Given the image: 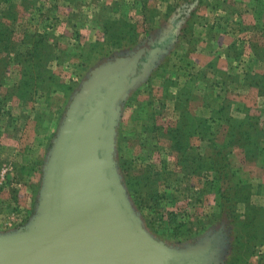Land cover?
Wrapping results in <instances>:
<instances>
[{"label":"rangeland","instance_id":"374dc122","mask_svg":"<svg viewBox=\"0 0 264 264\" xmlns=\"http://www.w3.org/2000/svg\"><path fill=\"white\" fill-rule=\"evenodd\" d=\"M179 2L180 0H149L148 7L155 10L151 17L149 14L144 16L136 0L0 2V17L9 14L3 20L6 48L0 54V101H6L4 108L1 109L3 113L0 112V216L7 218L8 222L22 217L24 222L5 224L0 232L26 226L34 216L50 156L84 85L109 60L145 51L153 55L151 60L154 66L149 78L124 102L123 113L117 127L115 155L117 168L131 202L151 234L165 242L167 246L182 248L184 244L198 242L203 244L207 238L211 241L212 233H215L220 239L217 242L220 250L214 264H227L232 241L230 230L225 224L216 223L200 234L198 232L202 230V226L193 224V237L189 240H165L155 234L153 227L150 226V217H153L150 210L148 208L141 210L136 205L122 173L123 161L124 167L137 173L146 162L152 164L154 162V165L161 169L162 162L166 159L162 155L160 157L154 155L146 160L148 156L144 153L147 149L135 140L137 136L132 135V132L138 131L139 125L133 120L135 108H131L129 104L133 95L143 87L135 96L134 103L153 100L163 105L160 101L162 96L160 90L162 80L158 76L160 69L163 68L159 75L162 72L165 74L167 69L178 65L175 64L178 55L186 56L193 49L191 29L195 27L193 25L198 15L193 19L183 15V4L179 5ZM191 9L193 11V5L186 11L191 14ZM10 11L13 13L10 14ZM113 21L116 23L115 36L110 38L108 34L109 37H104L106 24ZM125 23L135 26V34L139 36L135 43H130L129 34L124 31V28L129 26L124 25ZM39 35H45L49 40L48 47L44 50L53 59H44L45 61L35 65L34 75L41 76L35 81V91L29 92V95L22 94L20 91L22 76L26 67L30 65V56L34 55L31 45ZM119 36H125L123 46L116 44ZM50 84H53L52 89H48ZM60 85L69 88L61 91ZM163 113L159 117L167 114ZM163 121L168 124L167 120ZM259 137L263 138V133L259 132ZM193 143L194 146L198 145ZM167 148H169L167 143H162L159 151ZM14 149H17V152L13 151ZM232 159L237 167H246L245 175L255 185L262 181L264 183V169L250 167L255 163L251 155L235 152ZM172 174L170 181L159 184V191L164 196L161 202L162 213L165 215L169 211L179 212L183 221L185 219L190 223L199 221L207 223L206 219L215 210V195L207 191L200 198L202 201L198 202L200 194L194 190L200 188L201 179L184 177V174ZM253 194L254 204L263 202V195H259L257 189ZM186 195L191 198V203L187 204L184 201ZM140 200L142 204H147L143 198ZM240 212H244L243 205L240 206ZM157 227L159 226H155L156 229ZM202 239L205 240L202 242ZM258 249L250 258L249 262L252 264H264V245Z\"/></svg>","mask_w":264,"mask_h":264},{"label":"water","instance_id":"95a60500","mask_svg":"<svg viewBox=\"0 0 264 264\" xmlns=\"http://www.w3.org/2000/svg\"><path fill=\"white\" fill-rule=\"evenodd\" d=\"M146 54L109 60L84 85L50 156L34 216L26 226L0 232V264L216 262L215 233L211 241L182 248L151 234L117 168L124 102L154 66L150 60L139 72Z\"/></svg>","mask_w":264,"mask_h":264},{"label":"trees","instance_id":"16d2710c","mask_svg":"<svg viewBox=\"0 0 264 264\" xmlns=\"http://www.w3.org/2000/svg\"><path fill=\"white\" fill-rule=\"evenodd\" d=\"M4 1L7 2V0H0L1 3ZM136 1L139 4L138 6L142 8L144 16L149 14V17H151L154 15L155 10L148 7L149 0ZM192 2L194 0H180L179 2V5L183 4V15L189 16L191 19L197 17L195 11H190L191 14H189V11H186L189 6L185 8L184 6L190 5ZM11 13L13 11H10ZM8 15L4 14L0 17V54L6 48L7 39L5 37L6 30H3V20ZM149 21L151 22L150 18ZM115 25V21L106 24L103 31L104 37H107L108 34H110V38L115 36ZM124 25L129 26L124 28V31L129 34L130 43L134 42L139 37L135 34V26L128 23ZM124 39L125 36H119L116 44L123 46ZM48 42L49 40L45 35H39L31 45L34 55L30 56V65L26 67L22 76L20 90L23 92L22 94L29 95V92L35 91V81L37 77H41L34 75L35 65L45 61L44 59H53L44 50L48 47ZM190 52L186 56H177L178 61L175 64L178 65L172 67V71H174L172 76L177 75L178 72L184 74L186 70H194ZM215 66V64H211L208 67L215 68ZM165 67L167 68V65ZM162 70L163 68L160 69L159 73ZM159 73L158 76L163 79V72L161 75ZM217 73L220 79L217 84L219 86L226 85L223 72ZM207 75L206 73L201 74L200 77L198 75L194 76L188 84L189 87L185 86L186 88L182 89L177 86L176 81L171 78L168 79L161 84L160 89L162 90L160 101L163 105L157 104L153 100L134 103L135 96L143 87L133 95L129 104L131 108H135L133 120L139 125L138 131L132 132V135L137 136L135 140H138L143 148L147 149L144 153L148 156L146 160L151 159L155 153H158L157 155L160 157L158 151L162 148V143H167L169 146L167 149L176 155L179 173L184 174V177H198L201 179V190L197 192L200 194L198 202L202 201L200 198L207 191L215 195V210L206 219L207 223H203V221L190 223L185 219L183 221L179 212L169 211L165 215L162 213L161 202L164 196L159 191V184L160 182L170 181L169 179L173 175V172L168 170L164 162H162L161 169H158L154 162L153 164L146 162L142 169L134 173L132 169L124 167L125 162L123 161V165H121L122 173H124L126 184L134 197L136 205L141 210L148 208L152 213L150 226L153 227L152 229L159 237L170 241H185L193 237V224L202 226V230L198 232L199 234L216 223L218 225L225 224L230 230L232 241L227 264H252L249 262L250 258L258 252L259 247L264 245V206L254 204L252 198L256 189L258 193L263 191L264 183L255 185L249 180L245 175L246 171L243 172V168L237 167L232 160V156L235 152L251 155L257 167L264 169V149L261 146L262 143H260L262 138L259 137V129L253 127L254 120L247 116L244 118L233 117L226 105L227 102L224 98L221 99L220 94L205 90L203 94L206 96L200 98L192 92L195 83L200 82L202 85L207 83ZM252 84L264 89V78L254 81ZM50 88H53V84L48 86V89ZM59 88L61 91H65L69 86L60 85ZM223 90L224 87L219 92L221 93ZM197 100H201L203 106L208 108L214 106L216 101L218 105L213 107L209 116H197L193 115L189 109L191 102ZM168 101L173 103L178 114V119L173 127H164L158 123V116L162 113L161 109L165 108ZM0 102V112L2 114L1 109L4 108L6 101L1 100ZM194 137H198L203 142L202 147H200L201 145L197 147L192 144ZM120 151L122 150L120 149ZM140 198H143V201H146L147 204H142ZM184 201L187 204L192 202L189 197H186ZM241 205L244 207L243 213L240 212ZM155 226L159 227L156 229Z\"/></svg>","mask_w":264,"mask_h":264},{"label":"crops","instance_id":"0c3cea01","mask_svg":"<svg viewBox=\"0 0 264 264\" xmlns=\"http://www.w3.org/2000/svg\"><path fill=\"white\" fill-rule=\"evenodd\" d=\"M192 5L193 11L197 9L195 13L199 18L195 20L193 25L195 27L190 37L194 39L193 49L190 50L194 70H186L184 74L178 72L177 75L172 76L174 72L172 68L167 69L164 78L161 79V84L171 78L177 82L180 89L188 88L194 76L200 77L201 74L207 73V83L205 85L200 82L195 83L192 92L202 98L206 96L203 94L205 90L214 91L221 95V99H225L233 117L247 116L254 120L253 127L263 133L260 143L264 149V89L252 84L264 78V0H194L187 6ZM211 64H215V68H209ZM191 71L193 72L188 73ZM217 72H223L226 85L217 84L220 80ZM222 87L224 90L220 93ZM217 105L216 101L214 106L217 107ZM214 106L205 107L201 100H197L191 102L189 109L193 115L207 117ZM161 111L167 114L158 116V123L164 127H173L178 119L173 103L168 101ZM162 119L167 120L168 124H165ZM193 142L198 144L195 145L197 147L203 145L198 137L193 138L192 144L194 145ZM16 150L13 151L17 152ZM157 154L155 153V156H158ZM159 155L166 158L163 162L169 171L177 175L181 174L176 155L172 151L166 149ZM250 167L251 169L257 168V164L254 163ZM244 171H247L246 167H243ZM199 190L200 188L197 187L194 191ZM259 195H263L264 198V189ZM257 205L264 206V200ZM5 221L9 220L0 216V229H3L5 224L24 223L22 217L8 223Z\"/></svg>","mask_w":264,"mask_h":264},{"label":"flooded vegetation","instance_id":"af4514ba","mask_svg":"<svg viewBox=\"0 0 264 264\" xmlns=\"http://www.w3.org/2000/svg\"><path fill=\"white\" fill-rule=\"evenodd\" d=\"M151 60V55L150 54H146L143 56L142 60L140 61V67H139V72L142 73L143 69H144V64L148 63Z\"/></svg>","mask_w":264,"mask_h":264},{"label":"built area","instance_id":"2783aa9c","mask_svg":"<svg viewBox=\"0 0 264 264\" xmlns=\"http://www.w3.org/2000/svg\"><path fill=\"white\" fill-rule=\"evenodd\" d=\"M19 223H22V222H19Z\"/></svg>","mask_w":264,"mask_h":264}]
</instances>
